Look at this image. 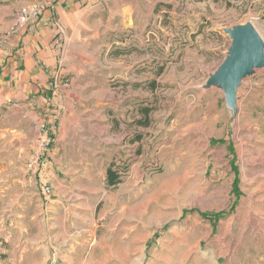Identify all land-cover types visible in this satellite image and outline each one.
I'll return each mask as SVG.
<instances>
[{
  "label": "rangeland",
  "instance_id": "rangeland-1",
  "mask_svg": "<svg viewBox=\"0 0 264 264\" xmlns=\"http://www.w3.org/2000/svg\"><path fill=\"white\" fill-rule=\"evenodd\" d=\"M36 1L48 2L0 0V26ZM247 23L264 42V0L85 12L40 175L50 196L27 170L36 119L0 106V264H264V67L235 110L206 87L231 45L223 30Z\"/></svg>",
  "mask_w": 264,
  "mask_h": 264
},
{
  "label": "crops",
  "instance_id": "crops-1",
  "mask_svg": "<svg viewBox=\"0 0 264 264\" xmlns=\"http://www.w3.org/2000/svg\"><path fill=\"white\" fill-rule=\"evenodd\" d=\"M107 0H48L46 10L36 21L8 38L0 49V106L12 105L20 115L43 121H55L59 100L51 91L56 76L69 77L66 48L85 13ZM12 21L0 26V37ZM59 28V29H58ZM22 118H20V121ZM21 261L19 264H21Z\"/></svg>",
  "mask_w": 264,
  "mask_h": 264
},
{
  "label": "water",
  "instance_id": "water-1",
  "mask_svg": "<svg viewBox=\"0 0 264 264\" xmlns=\"http://www.w3.org/2000/svg\"><path fill=\"white\" fill-rule=\"evenodd\" d=\"M223 32L231 40L228 55L209 76L206 87L222 88L226 106L235 110L237 90L242 79L264 67V42L250 23L224 29Z\"/></svg>",
  "mask_w": 264,
  "mask_h": 264
},
{
  "label": "built area",
  "instance_id": "built-area-1",
  "mask_svg": "<svg viewBox=\"0 0 264 264\" xmlns=\"http://www.w3.org/2000/svg\"><path fill=\"white\" fill-rule=\"evenodd\" d=\"M46 10L45 4L42 2H33L28 7L18 10L12 20L9 30L0 37V49L8 42L11 35L16 34L20 29L25 28L30 22L39 19ZM59 29V28H58ZM70 79L68 77L59 76L51 85V91L56 94L58 91L66 89L70 86ZM37 134L34 141V148L28 158L27 170L41 182V173L44 168L49 164L48 155L53 145L56 132V122H39L36 125ZM41 192L43 196L51 195V187L48 183L41 182Z\"/></svg>",
  "mask_w": 264,
  "mask_h": 264
},
{
  "label": "trees",
  "instance_id": "trees-1",
  "mask_svg": "<svg viewBox=\"0 0 264 264\" xmlns=\"http://www.w3.org/2000/svg\"><path fill=\"white\" fill-rule=\"evenodd\" d=\"M196 1H205V0H196ZM152 86H154V84H152ZM140 111L144 115V119H142L141 121H138V124L140 126L146 127V126H148V118L147 117H148L149 113L151 112V109L143 108V109H140ZM219 142L221 143L222 141H219ZM106 181H107V184L110 186H114L115 184H117L119 182V176L114 171H112L111 167H109L106 171ZM236 185H237V181L234 180V182H233L234 192L237 191ZM236 194H237V192H236ZM223 215H224V213H218V214L211 215V216H206V215H201V216L203 218L209 219L212 223H216L220 219V217Z\"/></svg>",
  "mask_w": 264,
  "mask_h": 264
}]
</instances>
